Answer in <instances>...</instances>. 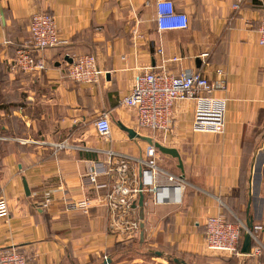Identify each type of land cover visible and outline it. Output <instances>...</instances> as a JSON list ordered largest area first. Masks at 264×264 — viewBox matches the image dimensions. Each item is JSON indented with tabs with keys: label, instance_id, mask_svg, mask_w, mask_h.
<instances>
[{
	"label": "crops",
	"instance_id": "crops-1",
	"mask_svg": "<svg viewBox=\"0 0 264 264\" xmlns=\"http://www.w3.org/2000/svg\"><path fill=\"white\" fill-rule=\"evenodd\" d=\"M171 1L187 15L185 29L159 30L155 0H0V196L9 207L0 217V253L18 248L28 264H179L169 260L176 257L187 264H264V45L256 30L264 0ZM43 11L54 16L65 43L42 51L40 73L11 72L9 59L29 38L31 15ZM89 53L98 80L70 79L67 65ZM144 67L196 69L215 84L217 70L225 71L227 90L214 91L226 97L223 131L193 130L192 99L173 102L168 131L138 129L134 109L120 99ZM100 114L112 124L107 137L93 123ZM123 125L174 147L182 162L183 172L176 157L157 153L158 165L180 183L160 181L155 199L143 192L141 238L140 230L138 238L112 228L104 203L122 164L128 186L151 180L141 160L152 145L130 138ZM62 141L66 146L57 148ZM138 198L130 215L139 219ZM80 200L86 211L73 205ZM217 213L259 224L251 246L259 245V254L207 251L205 220ZM145 246L151 253L140 251Z\"/></svg>",
	"mask_w": 264,
	"mask_h": 264
},
{
	"label": "built area",
	"instance_id": "built-area-1",
	"mask_svg": "<svg viewBox=\"0 0 264 264\" xmlns=\"http://www.w3.org/2000/svg\"><path fill=\"white\" fill-rule=\"evenodd\" d=\"M154 20L159 30L185 29L188 27V17L185 13L175 9L171 0H155ZM234 7H238L234 4ZM257 26L258 43L264 45V11L259 17ZM29 38L24 40L16 48L14 55L9 59V70L14 73L37 74L46 68V61L42 51L55 47L57 44L65 43L60 38L54 16L48 12H39L31 15L29 24ZM135 35L138 34L134 29ZM157 51L161 54L162 48ZM173 56L171 60H178ZM220 76L217 84L211 81L205 74L196 69H183L178 72H168L163 69L151 70L140 68L134 77L131 91L122 95L120 104L131 107L135 111V122L138 129L152 132L168 131L172 126L173 102L177 99H192L194 101L193 125L194 131H211L221 133L224 129V114L226 109V97H217L215 90L226 91L225 71L217 70ZM101 70L96 67V58L92 53L75 56L67 65L66 75L78 82H96ZM96 132L101 137L110 134V120L106 114H100L94 121ZM66 142H58L57 148L65 147ZM159 152L153 146H148L145 153L147 158L141 160L151 173L148 186H128L125 182L128 177L127 171L118 168L120 180L108 193L105 194L104 203L108 207V221L112 228L123 232L129 231L133 237H138L140 220L130 215L131 200L141 192L147 191L154 197L158 184L165 180L169 183H180V177L169 173L161 168L157 161ZM96 173L90 175V180H95ZM155 199V197H154ZM48 201V198H46ZM83 210H87V201L80 200L76 204ZM9 207L6 199L0 196V217H6ZM246 230L244 222H232L222 213L207 215L204 229V247L208 251L221 255L243 254L238 248L240 239L239 228ZM259 224L253 226V230L260 229ZM252 230V236L255 237ZM261 251L260 246L250 247V253L256 255ZM0 264H28L27 256L15 249L9 248L0 253Z\"/></svg>",
	"mask_w": 264,
	"mask_h": 264
},
{
	"label": "water",
	"instance_id": "water-1",
	"mask_svg": "<svg viewBox=\"0 0 264 264\" xmlns=\"http://www.w3.org/2000/svg\"><path fill=\"white\" fill-rule=\"evenodd\" d=\"M121 128H122V130L124 129L127 132L128 136L130 138H137V139L141 138L143 140H146L150 145H152L153 147L158 149L161 153L168 154L172 157H176L177 161H178L177 166H178L179 170H181V172H183L180 154L177 152V150L174 147L173 148L167 147V146L163 145L161 142H159L158 140L154 141L153 138H151L150 136L139 134L138 132H136L135 129H133L131 127H127V126L123 125V126H121ZM23 188H24V190H26V192L28 191L25 181H23ZM142 200H143V193L141 192V194H139V198L137 200V204L139 206V219L140 220L143 217ZM134 206H135V204H134ZM245 225H246V230L244 231L240 250L243 254H248V253H250L251 240H252V233H251L253 230L252 219L247 218ZM142 226H143V221L140 223L141 228H142ZM140 236L142 237V231H140ZM173 260L175 263L177 262L179 264H187L186 262H184V260H181L178 258H175Z\"/></svg>",
	"mask_w": 264,
	"mask_h": 264
},
{
	"label": "trees",
	"instance_id": "trees-1",
	"mask_svg": "<svg viewBox=\"0 0 264 264\" xmlns=\"http://www.w3.org/2000/svg\"><path fill=\"white\" fill-rule=\"evenodd\" d=\"M58 45V44H57ZM225 217H227V216H225ZM227 220H229V221H232V222H236V221H234V220H232L231 218H229V217H227ZM143 229V228H142ZM142 229L140 228V231H142ZM244 228L242 227V226H240V228H239V233H240V239H239V242H238V248H240V246H241V242H242V238H243V235H244ZM143 237V236H142ZM139 238V237H138ZM140 238H141V236H140ZM251 246H253L252 245V240H251ZM16 250H18V251H20L18 248H15ZM257 254H259V253H257ZM256 254V255H257ZM236 255H230V257H235ZM176 258H178V259H180L179 257H176ZM173 259H175V258H170L169 260L170 261H172V262H174V260ZM181 260H183V259H181ZM185 262V261H184Z\"/></svg>",
	"mask_w": 264,
	"mask_h": 264
},
{
	"label": "rangeland",
	"instance_id": "rangeland-1",
	"mask_svg": "<svg viewBox=\"0 0 264 264\" xmlns=\"http://www.w3.org/2000/svg\"><path fill=\"white\" fill-rule=\"evenodd\" d=\"M262 141H263V138L259 139V141H258L259 144L262 143ZM251 168H252V167H251ZM253 168H254V165H253ZM253 168H252V170H253ZM254 171H255V168H254ZM250 182H251V179H249V183H250ZM252 185L255 186V190H253L254 187H252V191H251V192H252V193H256V192H257V185L255 184V181H254V183H253ZM244 223H245V222H244ZM132 247H133V248H137V245H133ZM133 248H132L131 253H134V252H135ZM146 248H147V247L145 246V247H143L142 249H140V251H141V252L144 251V252H146L147 254H148V253H151V251L148 250V249H146ZM225 255H226V254H225ZM225 255H223V256H225ZM229 256H230V255H229ZM224 258H225V257H224ZM171 262H172V261H171Z\"/></svg>",
	"mask_w": 264,
	"mask_h": 264
}]
</instances>
